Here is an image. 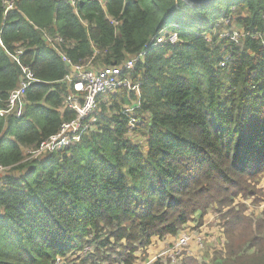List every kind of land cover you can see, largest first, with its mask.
<instances>
[{"label":"trees","instance_id":"1","mask_svg":"<svg viewBox=\"0 0 264 264\" xmlns=\"http://www.w3.org/2000/svg\"><path fill=\"white\" fill-rule=\"evenodd\" d=\"M10 1L15 9L5 16L0 0V110L20 87L21 66L39 82L27 88L20 118L0 116V264L58 258L139 264L155 242L178 236L215 206L228 208L223 219L231 239L230 257L216 264H264V233L253 232L264 220L249 217L244 206L231 208L257 195L264 178V45L252 37L264 32V0L202 6L101 0L76 7L64 0ZM228 19L245 33L240 45L212 34ZM163 29L177 32L179 42L151 48ZM46 37L63 40L59 49L70 66ZM18 49L21 65L9 57ZM142 52L124 74L140 85V99L125 89L102 95L94 131L26 161L25 149L76 118L65 106L74 67H123ZM138 102L141 123L130 131L124 110ZM251 248L259 254L245 252ZM187 255L185 249L178 256H185L182 264H202Z\"/></svg>","mask_w":264,"mask_h":264},{"label":"built area","instance_id":"2","mask_svg":"<svg viewBox=\"0 0 264 264\" xmlns=\"http://www.w3.org/2000/svg\"><path fill=\"white\" fill-rule=\"evenodd\" d=\"M99 2L103 5L101 0H64L67 5L76 7L81 2ZM3 7L5 9V16L15 9V4L10 0H2ZM232 22L228 20H221L213 33H216L219 39H228L236 45H240L242 38H244V32L236 29L233 25L230 28ZM229 25V28L227 26ZM227 30V31H225ZM225 31V32H224ZM254 39L261 40L264 45V32H255L252 36ZM179 35L172 29H163L161 30L155 38V41L150 45L151 48L157 47L163 44L174 45L179 42ZM206 40L209 43H212V35L206 34ZM49 42L53 49L58 53L60 58L66 63L70 64V61L66 58L64 54L59 49L60 44L63 40L59 37L52 39L50 37L45 38ZM0 46L3 48V43L0 39ZM23 50L18 49L14 53L9 54V57L13 62L20 64V56L22 55ZM146 52H142L136 58L129 60L124 64L123 67H108L101 70H95L90 68H80L74 67L72 74L67 78V81L72 84L73 94L68 95L65 98V106L76 113V118L68 123H64L60 131L51 136L46 141L39 144V146L31 150V156H45L55 152H59L64 148L73 146L79 143L82 138L88 135L90 132L94 131L96 117L94 114L98 110L99 106V97L106 94H116L119 90L125 89L128 92H136L138 98L140 99L141 90L139 84H132L131 80L124 76L127 72L131 71L134 68V65L141 61ZM231 56H227L221 62V67H226L228 59L231 60ZM23 78L20 83V87L13 91L10 94L7 106L5 109L0 110V116L5 117L12 113L16 115L17 118H20L24 110V97L27 88L32 83L39 82L34 74L25 67H22ZM139 108V102L132 108L124 110L125 116L129 118V126L131 130H134L137 125L141 123V120L137 118L134 114L135 110ZM41 157V158H42ZM5 168L0 166V173L4 172ZM189 245V237L183 235L176 241L173 247L166 246L167 254L170 253L172 259L178 258L181 252L184 250V247ZM169 255V254H168ZM63 261L61 258L57 259L56 264H62ZM147 264H153L152 261Z\"/></svg>","mask_w":264,"mask_h":264},{"label":"rangeland","instance_id":"3","mask_svg":"<svg viewBox=\"0 0 264 264\" xmlns=\"http://www.w3.org/2000/svg\"><path fill=\"white\" fill-rule=\"evenodd\" d=\"M236 29L240 30L239 28ZM87 68L88 67H86L85 69ZM107 95L108 94L104 96ZM129 130L134 131L135 129L131 130L129 126ZM131 138L136 137L133 135ZM140 140L142 139L137 138L134 139V142H139ZM24 152L28 157L26 161L39 160L42 157L31 156V149H25ZM257 188L259 192L257 195H255L254 197H249L247 199L241 197L231 208L239 209V207L241 208L244 206V208H246V214L249 217H252L253 215L254 217H257L256 219L264 220V178L260 180V184ZM227 212L228 208L221 211L218 206H215L213 210H210L205 215L203 220L200 221L198 220L199 218H196V220L188 224V226H186L178 236L168 238L166 237L161 240L158 239L160 242H155L153 246L149 248L146 256L140 258L139 264H147L151 261L153 264H157L158 262L160 264H182L184 262L185 256L184 258H181L182 261L176 257L175 259H172L170 253H168L169 255L166 253V246L169 245L173 247L178 238L183 235H187L189 237V245L183 248L184 250L186 249L188 257L200 260L202 264H216V259H221L223 257L229 258V246H231V239L225 233V219H223L224 214H226ZM253 226L254 234L261 235L264 233V225L259 224L256 226V224H254ZM239 230L242 235L247 236V231H245L243 228ZM93 247L95 248L96 246ZM245 252L249 255L259 254L255 248L247 249ZM242 256L243 252H240L238 255H232V258L236 260L237 258H241ZM101 264L107 263L101 262Z\"/></svg>","mask_w":264,"mask_h":264},{"label":"water","instance_id":"4","mask_svg":"<svg viewBox=\"0 0 264 264\" xmlns=\"http://www.w3.org/2000/svg\"><path fill=\"white\" fill-rule=\"evenodd\" d=\"M186 2L190 3L191 5H195V6H202L205 5L209 2H211L212 0H185ZM68 66H70V64L67 63Z\"/></svg>","mask_w":264,"mask_h":264}]
</instances>
